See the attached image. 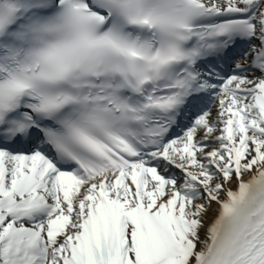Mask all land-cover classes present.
Segmentation results:
<instances>
[{
	"label": "snow or ice",
	"instance_id": "obj_1",
	"mask_svg": "<svg viewBox=\"0 0 264 264\" xmlns=\"http://www.w3.org/2000/svg\"><path fill=\"white\" fill-rule=\"evenodd\" d=\"M0 264H264V0H0Z\"/></svg>",
	"mask_w": 264,
	"mask_h": 264
}]
</instances>
